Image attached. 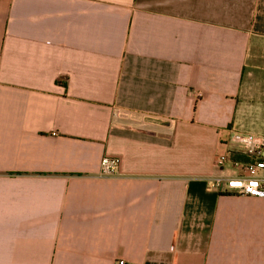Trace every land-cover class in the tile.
Instances as JSON below:
<instances>
[{"label": "crops", "instance_id": "crops-1", "mask_svg": "<svg viewBox=\"0 0 264 264\" xmlns=\"http://www.w3.org/2000/svg\"><path fill=\"white\" fill-rule=\"evenodd\" d=\"M237 133L264 0H0V264H264V198L207 188Z\"/></svg>", "mask_w": 264, "mask_h": 264}, {"label": "built area", "instance_id": "built-area-1", "mask_svg": "<svg viewBox=\"0 0 264 264\" xmlns=\"http://www.w3.org/2000/svg\"><path fill=\"white\" fill-rule=\"evenodd\" d=\"M232 141L236 149L249 158L248 161H236L234 163L235 174L226 176L222 170L231 150L218 156L215 165L221 172L207 178V188L219 193L264 198V134L237 133L233 135ZM120 167V156L106 155L102 159L101 175H115L120 171ZM118 264L127 263L125 260H119Z\"/></svg>", "mask_w": 264, "mask_h": 264}, {"label": "rangeland", "instance_id": "rangeland-1", "mask_svg": "<svg viewBox=\"0 0 264 264\" xmlns=\"http://www.w3.org/2000/svg\"><path fill=\"white\" fill-rule=\"evenodd\" d=\"M235 155H237V153H235Z\"/></svg>", "mask_w": 264, "mask_h": 264}]
</instances>
